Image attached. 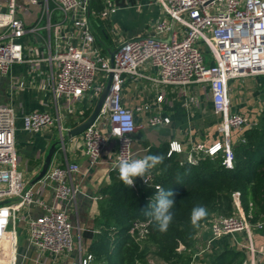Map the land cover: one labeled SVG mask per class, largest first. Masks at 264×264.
<instances>
[{"label": "built area", "instance_id": "obj_1", "mask_svg": "<svg viewBox=\"0 0 264 264\" xmlns=\"http://www.w3.org/2000/svg\"><path fill=\"white\" fill-rule=\"evenodd\" d=\"M27 2L1 0L0 77L7 75L14 64L27 63L39 70L42 63L55 62L52 87L56 100L63 99L65 113L72 112L86 96L92 102L97 101L111 74L112 81L97 120L81 135L70 138L80 139L89 164L83 167L66 157L65 161L55 163L53 156L46 175L33 185L28 184L18 168L16 111L11 105L0 104V264H19L20 258H30L27 253L30 249L35 250L33 259L38 264L56 263L75 250L79 259L74 264H96L94 255L76 243L68 204L76 200L79 192L75 176H88L104 155L111 157L115 168L121 157H137L133 150L134 135L143 125L137 122L134 109L124 103L126 78H146L156 85L177 88L179 95L186 99V106L196 104L187 86L203 85L209 92L213 109L221 115L220 131L224 139L207 147L193 146L185 160L195 164L199 155L215 157L221 152L223 164L232 168L235 159L232 133L257 125L244 113L233 110L231 82L264 76V0H162L168 17L154 23L151 33L120 41L114 50L113 62L97 44L94 20H109L119 9L116 0H104L100 12L91 9V0ZM29 4L40 6L36 23H27L23 17L32 14ZM26 35H31L33 42L40 43L42 48L23 43ZM200 41L211 49L212 61L208 62ZM150 68L158 70L156 77L145 73ZM99 75L101 81H98ZM12 87L15 89L16 85ZM166 94L159 93L155 104L142 105L150 126L167 123V118L158 112ZM64 116L34 110L23 115V129L38 133L58 126L61 138L70 129L64 127ZM117 130L119 137L115 135ZM127 138L132 140L129 147L124 143ZM62 145L65 148V143ZM183 151L181 143L173 141L168 155ZM155 173L153 168L145 178H136L152 185ZM47 188L53 190L51 202L44 199ZM233 197L237 208L234 215L216 214L209 220L212 237L246 231L250 243L242 247L254 255L252 232L264 229V221L252 223L240 206V193L234 192ZM33 207L42 208L43 213L32 215ZM150 222L133 223L130 232L136 240L146 237ZM21 225H25L29 235L24 253L19 246Z\"/></svg>", "mask_w": 264, "mask_h": 264}, {"label": "crops", "instance_id": "obj_2", "mask_svg": "<svg viewBox=\"0 0 264 264\" xmlns=\"http://www.w3.org/2000/svg\"><path fill=\"white\" fill-rule=\"evenodd\" d=\"M116 4L119 9L109 20H94V29L100 38L99 44L104 54L110 55V52L114 51L117 44L123 39L151 33L154 23L168 17L162 7V0H116ZM29 8L32 14L23 17L27 23H36L40 17V6L29 4ZM113 22L117 26H121L122 35L116 31L117 29H113ZM102 31H105V34ZM22 41L26 45L41 46L40 43L35 44L33 42L31 35L24 36ZM55 70L56 63L50 60H48V63H42L39 70H34L27 63L14 64L7 75L0 77V104L11 105L16 111V144L20 157L18 168L28 184H31L32 180L41 171L46 155L51 145L57 141V134L60 138V133H58V126L45 128L44 131L38 133L27 132L23 129V115L34 110H48L56 116L59 113L65 114L62 121L64 127L68 129L86 120H83L84 113L93 104L86 96L76 104L72 112L65 113L62 107L63 99L57 101L53 92L51 75ZM145 73L156 77L158 70L150 68L145 70ZM241 79L233 80L231 89L235 84L233 88L240 91L242 89L241 82L236 81ZM251 79L256 83L254 86L255 91L261 92L264 97V76H251ZM101 80L102 76L99 75L98 81ZM13 84L16 85L15 89H12ZM149 85H151V88H149ZM195 85H200L199 90L194 87ZM150 89H152V92L149 91ZM187 90L196 100V104H192V106H186V99L179 95V89L177 88L156 85L152 80L146 78H126L124 103L134 109L137 122L143 125L134 135L133 150L137 157L147 155L151 145L158 146L164 142L177 141L184 148V151L179 154L185 159L193 146L203 144L207 147L218 141H223L224 135L220 131L222 118L213 109L208 90L201 84L187 86ZM163 91L167 93L166 99L161 103L162 107L158 112H161L168 121L161 126H150L146 121L148 114L142 109V105L144 103L155 104L158 94ZM232 108L235 111L244 113L249 121L256 125H259L264 110L261 101L256 108H248L243 103L235 107L232 105ZM244 130L243 132H240L242 130L234 131L236 138L234 141L232 139L233 144L241 139L243 140ZM59 152H61V155H59ZM65 157L70 161L78 162L83 167L89 164V159L83 152L79 138H68L65 148L62 145L61 150L56 151L54 154V162L61 163L65 161ZM111 161V157L104 155L88 176H75V184L78 186L79 192L76 200L68 204V210L70 219L75 226L76 243L78 245L81 243L85 251H88L87 248L93 234L100 229L96 219L100 215L99 201L102 198V189L110 183L111 174L118 172ZM44 193V199L51 202L53 190L47 188ZM42 213V208H32V215L38 216ZM251 241L254 244L256 253L254 255L250 254L248 261H254L255 264H264L263 229L253 230ZM227 242L240 247L250 243L246 231L213 238L209 224H202L196 236L194 261L191 264H207ZM27 246L28 242L26 241L25 247L22 249L20 247L21 252H26ZM27 253L30 256L35 253V250H27ZM30 258L26 260L20 258L19 264H38L32 257ZM78 259V251L75 250L53 264H74ZM149 264L164 263L155 262L154 259L150 258Z\"/></svg>", "mask_w": 264, "mask_h": 264}, {"label": "trees", "instance_id": "obj_3", "mask_svg": "<svg viewBox=\"0 0 264 264\" xmlns=\"http://www.w3.org/2000/svg\"><path fill=\"white\" fill-rule=\"evenodd\" d=\"M103 8L104 0H91V9L100 12ZM96 37L100 46V38L97 34ZM95 104L96 100L85 111L83 120L90 116ZM169 149V142L149 147L147 155L163 156V162L154 168L152 185L136 178L134 186L127 187L118 172L111 174L99 201L100 215L96 221L100 229L87 248L96 264H149L150 258L164 264H191L201 225L216 214L237 212L234 192L240 193V206L252 223L264 221V110L259 125L246 128L243 140L233 144L232 168L223 164L221 152L215 157L199 155L198 162L192 164L177 152L169 156ZM156 185L174 193L173 219L163 233L143 211L151 202ZM196 205L206 206L208 215L198 227H193L190 214ZM148 220L151 222L146 237L136 240L130 232L133 223ZM249 256L245 247L227 242L207 264H245Z\"/></svg>", "mask_w": 264, "mask_h": 264}, {"label": "clouds", "instance_id": "obj_4", "mask_svg": "<svg viewBox=\"0 0 264 264\" xmlns=\"http://www.w3.org/2000/svg\"><path fill=\"white\" fill-rule=\"evenodd\" d=\"M131 131V129H129ZM116 136H121L119 130H117ZM126 147L131 146L132 140L127 138L124 140ZM125 147V148H126ZM163 162V156L159 154L145 155L143 157H121L116 168L119 173V178L123 184L127 187L134 186V178L146 177V173L149 170L155 168L157 165ZM174 193L168 189L157 186V190L154 196L151 198V202L144 211V214L155 223L156 228L160 232H166L173 219V208L175 202L173 199ZM208 215L206 206L196 205L192 208L190 214V220L193 227H198L199 222Z\"/></svg>", "mask_w": 264, "mask_h": 264}, {"label": "rangeland", "instance_id": "obj_5", "mask_svg": "<svg viewBox=\"0 0 264 264\" xmlns=\"http://www.w3.org/2000/svg\"><path fill=\"white\" fill-rule=\"evenodd\" d=\"M19 2H21L22 4H28L27 0H19ZM0 10H2V8H1V0H0ZM114 24H113V29H117L116 31H118V33L120 32L121 33L120 35H122V32L120 31L121 26H117L115 24L117 26V28H116V26ZM96 30H97V28H96ZM118 37H119V35L117 36V38ZM199 43H200V47L203 50L204 54L207 56L208 62L212 61L213 55H212V52H211V49L209 48V46H207L202 41H200ZM236 82H241L242 89H240V91H237L236 89L233 88L235 86V84H233V86H232V89H231V100H232V105L234 107L235 106H239V105H241L243 103L248 108H250V107H255L256 108L260 101H261L262 106H264V97L261 94V92L255 91V87L254 86H255L256 83H255V81L253 79H251V77L242 78L241 80H238ZM194 87L199 90L200 85H197V86L195 85ZM149 88H151V85H149ZM149 91L152 92V89H150ZM243 130L244 129H242V131H240V132H243ZM56 132H57V130H56ZM57 135H58V137H57V141H58L60 138H59V134H57ZM232 136H233L232 139L234 141V139L236 138V133L233 132ZM222 140H223V138H222ZM59 146H60V148L58 150H61L62 144H59L58 147ZM59 155H61V152H59ZM28 237H29V235H28L27 228L25 227V225H21V227L19 229V246L21 247V249L23 247H25V244H26V241H27ZM35 255H36V252L34 254H31L30 257L34 258Z\"/></svg>", "mask_w": 264, "mask_h": 264}, {"label": "water", "instance_id": "obj_6", "mask_svg": "<svg viewBox=\"0 0 264 264\" xmlns=\"http://www.w3.org/2000/svg\"><path fill=\"white\" fill-rule=\"evenodd\" d=\"M110 56H111V59L113 62L114 51L110 52ZM111 81H112V74L110 75L109 80L107 82V85H106L105 89L103 90L102 94L100 95V97L98 98L90 116L86 120L81 122L80 124L76 125L75 127L68 129L66 131V133L58 141H55L51 145V147L48 151V154L46 155V158L44 160V164L42 166L41 171L31 182L32 185L37 183L39 180H41L46 175V173L48 172V170L51 166L52 160H53V156L57 151L58 144L65 143L68 140V138H73V137L81 135L88 127H90L91 125L94 124V122L97 120L99 114L101 113L102 108L104 106V103L106 101V98H107V95H108V92L110 89ZM183 247L184 246L181 245L180 248L182 249Z\"/></svg>", "mask_w": 264, "mask_h": 264}]
</instances>
